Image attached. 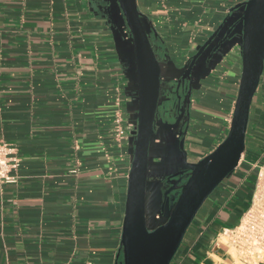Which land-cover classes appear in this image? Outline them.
Here are the masks:
<instances>
[{"label": "crops", "instance_id": "1", "mask_svg": "<svg viewBox=\"0 0 264 264\" xmlns=\"http://www.w3.org/2000/svg\"><path fill=\"white\" fill-rule=\"evenodd\" d=\"M242 1L137 0L158 35L151 41L161 87L176 83L198 46ZM128 39L113 0H0V141L15 145L20 158L15 180L0 189V264L115 263L137 106ZM199 63L191 72L188 121L182 103L159 100L149 180L171 170L163 159L176 119V130L187 126L188 162L228 132L239 45L209 71ZM262 160L264 67L241 160L197 212L170 264H264L242 260L228 235L251 203Z\"/></svg>", "mask_w": 264, "mask_h": 264}, {"label": "water", "instance_id": "2", "mask_svg": "<svg viewBox=\"0 0 264 264\" xmlns=\"http://www.w3.org/2000/svg\"><path fill=\"white\" fill-rule=\"evenodd\" d=\"M113 4L129 36L137 103L131 122L133 150L114 264H170L197 212L235 170L243 155L250 105L264 67V0H245L230 7L180 76L190 83L185 99L177 97L175 103L183 104L184 121H188L192 69L202 61L201 66L209 71L238 43L241 72L226 136L201 159L188 162L184 148L187 126L176 130V119L168 126L173 140L165 146L167 154L163 159L171 170L157 180H149L148 171L151 142L158 128L155 113L161 85L160 62L151 37L158 35L139 10L137 0H113ZM111 8L109 1L107 13ZM148 220H156L151 229L147 227Z\"/></svg>", "mask_w": 264, "mask_h": 264}, {"label": "built area", "instance_id": "3", "mask_svg": "<svg viewBox=\"0 0 264 264\" xmlns=\"http://www.w3.org/2000/svg\"><path fill=\"white\" fill-rule=\"evenodd\" d=\"M19 165L20 158L17 147L0 141V189L3 184L15 180L12 172L16 171ZM228 235L238 252H248L247 249L245 251L243 248L244 242H247L248 238L264 239V160L260 161L257 167L251 203L238 224L228 231ZM262 250H264V245ZM254 253L259 254L261 252L256 251ZM263 260L264 258L260 259V261Z\"/></svg>", "mask_w": 264, "mask_h": 264}, {"label": "rangeland", "instance_id": "4", "mask_svg": "<svg viewBox=\"0 0 264 264\" xmlns=\"http://www.w3.org/2000/svg\"><path fill=\"white\" fill-rule=\"evenodd\" d=\"M162 100H160L161 102ZM254 177V173L252 174V177L248 180L247 187H248V194L247 199L250 198V193L252 192V182ZM156 225V220H148L147 221V227L148 229H151ZM245 246H243L244 250L247 249L248 252H241L239 251L238 255L242 260H245L246 262H257L260 261V259L264 258V250H262V247L264 245V239H257V238H248L247 242H244ZM249 248V249H248ZM252 250V251H251ZM261 250V251H260ZM246 251V250H245ZM251 251V253H249ZM261 252L259 254H255L254 252ZM258 255L257 257H255Z\"/></svg>", "mask_w": 264, "mask_h": 264}, {"label": "flooded vegetation", "instance_id": "5", "mask_svg": "<svg viewBox=\"0 0 264 264\" xmlns=\"http://www.w3.org/2000/svg\"><path fill=\"white\" fill-rule=\"evenodd\" d=\"M161 82V81H160ZM190 82L186 79H180V77L176 80V83L173 84H169L168 86L166 85H160V93H159V98L158 100H162L164 101V99H175L177 97H181V98H185V95L187 93V90H188V84ZM170 108H173L171 105H170ZM158 109V108H157ZM173 110V109H171ZM160 113L158 112V110L156 111L155 113V119L157 120L158 118H160Z\"/></svg>", "mask_w": 264, "mask_h": 264}, {"label": "trees", "instance_id": "6", "mask_svg": "<svg viewBox=\"0 0 264 264\" xmlns=\"http://www.w3.org/2000/svg\"><path fill=\"white\" fill-rule=\"evenodd\" d=\"M176 255V254H175Z\"/></svg>", "mask_w": 264, "mask_h": 264}]
</instances>
